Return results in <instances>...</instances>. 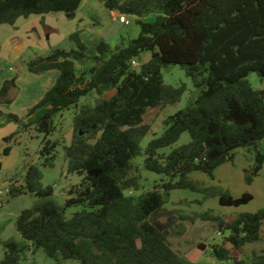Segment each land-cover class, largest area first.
I'll use <instances>...</instances> for the list:
<instances>
[{"label": "trees", "instance_id": "obj_1", "mask_svg": "<svg viewBox=\"0 0 264 264\" xmlns=\"http://www.w3.org/2000/svg\"><path fill=\"white\" fill-rule=\"evenodd\" d=\"M83 1L0 0V26H15L20 18L51 13L73 19ZM101 1L111 11L138 17L140 34L115 50L101 42L90 56L77 31L69 38L76 49H55L29 63L31 74L59 71L55 85L29 113L45 109L35 123L44 135L43 166L54 162L60 145L49 139L55 132V118L74 108L72 139L64 150L68 172L83 176V181L76 197L61 208L52 199L53 188L43 186L41 169L28 166L24 183L10 187L9 194L11 198L33 194L39 201L20 214L17 232L48 257L78 264H189L155 225L173 213L166 207L170 192L189 190L217 197L222 206L240 207L253 201V195L234 198L228 190L199 186L190 175L201 173L213 179L215 170L233 161L239 149L254 153L255 176L264 167L260 147L264 89H254L248 80L255 73L264 82V0ZM152 13H159L154 22L142 21ZM146 54L148 61L143 60ZM88 61L94 65L78 73L76 63L84 66ZM133 62L139 63L138 68ZM170 66L185 71L197 97L168 117L164 133L143 149L151 128L145 124L149 110L174 106L187 91L185 84H165L162 70ZM16 89V78L5 81L0 105L11 103L10 94ZM185 133L191 138L188 144L168 155L159 154ZM12 138L6 137L4 143ZM9 153L7 146L3 154ZM140 156L143 169L163 179L153 190L136 196L131 193L140 191L142 185L133 161ZM246 180L252 182L248 175ZM74 206L83 209L68 218L66 209ZM198 218L215 224L218 233H228L221 244L211 247L220 263L245 264L233 252L264 238V209L230 220L209 212ZM6 249L0 264H23V243L10 241ZM252 264H264V254Z\"/></svg>", "mask_w": 264, "mask_h": 264}, {"label": "rangeland", "instance_id": "obj_2", "mask_svg": "<svg viewBox=\"0 0 264 264\" xmlns=\"http://www.w3.org/2000/svg\"><path fill=\"white\" fill-rule=\"evenodd\" d=\"M120 12L118 11V15ZM80 16L83 24L80 26ZM128 23L120 25L113 19V11L106 8L101 0H85L80 7L77 18L65 19L59 26L51 30L36 26L25 32L21 29L16 37H7L0 30V89L7 80L16 78L17 89L10 94L11 103L1 104L0 111V262L6 254V244L10 241L23 243L26 246L23 254V264H78L73 260H63L48 257L43 250L37 249L29 243H25L16 229V222L24 210L31 209L39 197L27 194L11 198L10 187L21 186L24 183L26 168L30 165L39 167L43 172L42 184L44 187H52L54 194L52 199L64 208L67 200L76 197V191L83 181V176L68 172V161L64 145H68L72 139L73 116L75 109L71 108L59 114L55 118V132L49 137L51 141H59L60 145L55 152V160L48 167L43 166V158L40 155L44 135L36 130V121L44 113L41 108L29 114L51 89L56 81L48 73L39 75L31 74L28 65L36 58L46 57L55 49L70 51L76 49L74 42L70 41V35L80 31L81 39L87 47L88 55L96 53V41L106 42L112 50L122 43L136 39L140 34L137 25L138 17L126 14ZM119 17V16H118ZM117 17V19H118ZM156 19L155 14H147L142 17L145 23H152ZM75 24V26H74ZM8 28V25H4ZM75 27V29H74ZM74 29V30H73ZM88 61L83 65L76 63L78 73L93 66ZM138 68V67H137ZM58 72V71H56ZM166 85L180 87L185 84L187 91L180 103L168 106L164 110H149L145 116V124L150 125V131L144 138L141 146L145 149L150 141L160 137L165 130L164 121L185 109L197 97L192 80L179 66H170L162 70ZM53 76V75H52ZM252 87L256 90L264 88L257 74L251 73L248 77ZM55 81V82H54ZM84 102V101H83ZM13 116L15 119H11ZM12 136L9 143H4L6 137ZM190 135L185 133L180 140L171 147L162 149L159 154L168 155L172 150L188 144ZM10 147L9 155H4L5 147ZM264 150V141L260 143ZM254 153L246 149L235 152L233 161L217 168L214 178L201 173H192L190 178L203 188H222L230 191L234 198H240L243 194L253 195V201L240 207H227L220 204L217 197H206L203 193H195L189 190L171 191L167 197L168 210L173 211L168 218H162L156 222V227L167 235L173 249L189 264H234L233 262H218L212 256L213 245L223 242L228 233H218L215 224L203 222L198 215L212 213L227 220L237 218L242 214H256L264 209V171L255 176L252 171L254 165ZM144 157H137L133 163L135 170L141 176L142 189L132 192L133 195H141L162 184V176L147 172L143 169ZM264 168V167H263ZM252 178L248 183L246 176ZM83 206H74L66 209V216L71 218L73 214L82 211ZM194 218V221L185 219ZM264 233V227H263ZM264 236V235H263ZM206 247L200 249L199 245ZM264 254V238L254 244H248L242 251L233 252V256L242 260L245 264L252 262Z\"/></svg>", "mask_w": 264, "mask_h": 264}, {"label": "crops", "instance_id": "obj_3", "mask_svg": "<svg viewBox=\"0 0 264 264\" xmlns=\"http://www.w3.org/2000/svg\"><path fill=\"white\" fill-rule=\"evenodd\" d=\"M85 1V0H84ZM83 1V2H84ZM83 4V3H82ZM81 4V5H82ZM80 10V9H79ZM79 10L78 12L76 13L75 15V18H77V16L79 15ZM121 14V13H120ZM119 14V15H120ZM156 15V17L159 15V13H153ZM118 15V11H113V19H114V22L115 23H120L118 20H117V17L119 16ZM65 19H69L64 13H51V14H47V15H44V16H38V15H32L30 16L29 18H20L18 19L17 23L15 24V26H9L8 25V28H5L4 25L0 26V30H3L4 31V34L6 33L7 37H16L17 34H19L20 32V26L21 25V29H24L25 32L29 31L30 28L32 29H36V26H42L44 29H49L51 30L52 27H55V26H59L60 23H63L65 21ZM42 22H44L45 26H43ZM79 24L80 26L83 24V19L82 17L80 16V20H79ZM120 25H126V24H122L120 23ZM75 26V24H74ZM75 29V27H74ZM73 29V30H74ZM102 41L98 40L96 41V47L95 49L97 48V46L99 45V43H101ZM95 54V53H94ZM150 58V55L146 54L143 56V60L144 61H148ZM137 64H139L137 62ZM57 70H53V71H49V72H46L48 73L47 75H51V79L52 77L54 78L55 81H57L58 77H59V71L56 72ZM53 75V76H52ZM54 81V82H55ZM264 89V88H263ZM48 91V90H47ZM45 91V92H47ZM262 149V148H261ZM223 166V165H222ZM262 171H264V168L262 169ZM261 171V172H262ZM204 175V174H203ZM206 176V175H205ZM207 177V176H206ZM210 179V178H209ZM230 192V191H229Z\"/></svg>", "mask_w": 264, "mask_h": 264}, {"label": "built area", "instance_id": "obj_4", "mask_svg": "<svg viewBox=\"0 0 264 264\" xmlns=\"http://www.w3.org/2000/svg\"><path fill=\"white\" fill-rule=\"evenodd\" d=\"M117 20L120 23H122V24H127L128 23V20H127L126 16L123 15V14H120ZM133 67H138L137 62H133ZM0 205H1V203H0Z\"/></svg>", "mask_w": 264, "mask_h": 264}]
</instances>
